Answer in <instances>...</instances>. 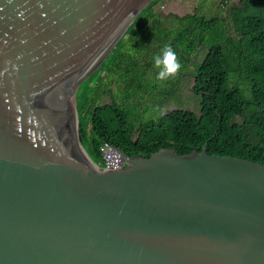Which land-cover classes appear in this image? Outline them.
<instances>
[{"label":"water","instance_id":"obj_1","mask_svg":"<svg viewBox=\"0 0 264 264\" xmlns=\"http://www.w3.org/2000/svg\"><path fill=\"white\" fill-rule=\"evenodd\" d=\"M151 1L0 0V264H264L263 164L84 148L74 93Z\"/></svg>","mask_w":264,"mask_h":264},{"label":"trees","instance_id":"obj_2","mask_svg":"<svg viewBox=\"0 0 264 264\" xmlns=\"http://www.w3.org/2000/svg\"><path fill=\"white\" fill-rule=\"evenodd\" d=\"M165 1L143 8L74 93L89 158L102 166L106 143L132 160L162 150L191 156L210 143L212 156L264 165V0H199L181 17L164 16L157 8ZM203 7L211 19L199 15ZM166 45L180 69L159 80L153 57ZM188 63L194 68L184 71ZM189 77L202 114L180 108V81Z\"/></svg>","mask_w":264,"mask_h":264},{"label":"rangeland","instance_id":"obj_3","mask_svg":"<svg viewBox=\"0 0 264 264\" xmlns=\"http://www.w3.org/2000/svg\"><path fill=\"white\" fill-rule=\"evenodd\" d=\"M198 1L199 0H167L161 6H159L157 9H159L164 16L173 14V15H177V16L181 17V16H184L186 14L192 13L194 10H197ZM212 1L213 0H208V2H212ZM239 1L240 0H232L231 4H233V5L237 4V3H239ZM205 8L206 7H203V8H201L202 10L198 11L199 15L205 16V17H207V19H211L209 16L213 15L214 13H210L209 15H207L208 11ZM103 63L101 64V66L103 65ZM189 68L193 69L194 67L190 63L183 66L184 71L188 70ZM102 77H103V73L101 72L94 83H99L101 81ZM188 79L189 80L185 81V84L182 86V89H181L180 97H181L182 105L180 108L186 109V110H191L197 114H202L201 106H199L198 101L195 100L197 98L193 97V95L189 94V92H188L190 90V87H191L192 78L189 77ZM180 82L182 84V81H180ZM175 106L176 105L174 104V106H172L170 109L171 110L175 109Z\"/></svg>","mask_w":264,"mask_h":264},{"label":"clouds","instance_id":"obj_4","mask_svg":"<svg viewBox=\"0 0 264 264\" xmlns=\"http://www.w3.org/2000/svg\"><path fill=\"white\" fill-rule=\"evenodd\" d=\"M154 66L159 69L157 79L163 80L173 76L179 69L180 64L176 59V53L170 46H165L160 55L153 57Z\"/></svg>","mask_w":264,"mask_h":264},{"label":"built area","instance_id":"obj_5","mask_svg":"<svg viewBox=\"0 0 264 264\" xmlns=\"http://www.w3.org/2000/svg\"><path fill=\"white\" fill-rule=\"evenodd\" d=\"M102 166H98L101 172H118L128 167L127 163L123 162L121 157L123 155L110 144H104L101 147Z\"/></svg>","mask_w":264,"mask_h":264},{"label":"flooded vegetation","instance_id":"obj_6","mask_svg":"<svg viewBox=\"0 0 264 264\" xmlns=\"http://www.w3.org/2000/svg\"><path fill=\"white\" fill-rule=\"evenodd\" d=\"M188 80H189L188 78H186V79L185 78H182V80H181L182 81V86L185 84V81H188ZM188 92H189V94H192L193 95V93L191 91V88H190V90ZM49 95L51 96V92L49 93ZM193 97H196V96L193 95Z\"/></svg>","mask_w":264,"mask_h":264}]
</instances>
